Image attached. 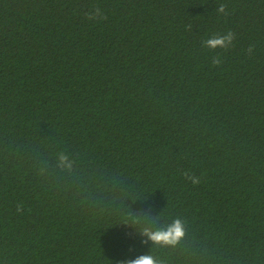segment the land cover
<instances>
[{
    "label": "trees",
    "instance_id": "obj_1",
    "mask_svg": "<svg viewBox=\"0 0 264 264\" xmlns=\"http://www.w3.org/2000/svg\"><path fill=\"white\" fill-rule=\"evenodd\" d=\"M145 255L264 264V0H0V264Z\"/></svg>",
    "mask_w": 264,
    "mask_h": 264
},
{
    "label": "clouds",
    "instance_id": "obj_2",
    "mask_svg": "<svg viewBox=\"0 0 264 264\" xmlns=\"http://www.w3.org/2000/svg\"><path fill=\"white\" fill-rule=\"evenodd\" d=\"M219 12H224L225 8L221 5L218 8ZM232 39V34L229 33L224 37H212L205 41V44L208 48L215 49L217 47L223 48L226 46L227 42H230ZM219 64V61H214L213 66ZM187 179L191 180L193 184L199 183V178L196 176H189L187 173H184ZM149 238L156 243H174L183 235L182 226L179 221L174 222L166 231H157V232H147ZM131 264H154V261L151 256H141L138 259L131 262Z\"/></svg>",
    "mask_w": 264,
    "mask_h": 264
}]
</instances>
